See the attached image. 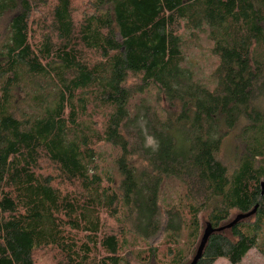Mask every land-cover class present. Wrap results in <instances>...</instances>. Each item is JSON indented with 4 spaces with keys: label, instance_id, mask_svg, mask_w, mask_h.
I'll list each match as a JSON object with an SVG mask.
<instances>
[{
    "label": "trees",
    "instance_id": "obj_1",
    "mask_svg": "<svg viewBox=\"0 0 264 264\" xmlns=\"http://www.w3.org/2000/svg\"><path fill=\"white\" fill-rule=\"evenodd\" d=\"M74 1L0 0V264L48 250L54 264H128L129 239L161 233L166 253L138 258L190 264L202 215L216 230L255 206L197 264L264 259V0H87L78 21ZM188 36L211 45L207 80L187 65ZM170 182L179 206L165 204Z\"/></svg>",
    "mask_w": 264,
    "mask_h": 264
},
{
    "label": "rangeland",
    "instance_id": "obj_2",
    "mask_svg": "<svg viewBox=\"0 0 264 264\" xmlns=\"http://www.w3.org/2000/svg\"><path fill=\"white\" fill-rule=\"evenodd\" d=\"M87 0H75L73 2V10L75 15V20H80L82 15L87 12L86 11ZM46 16L44 12L43 15H39L40 19ZM8 19L6 16L4 18H0V36L6 26ZM184 56L186 59L187 65L190 66L192 70L196 72L197 78L199 80H207L208 75L212 71L215 66V58H213L210 53L209 49L211 47L210 43L202 36L199 38H191L187 37L184 39ZM23 96V95H22ZM16 107L18 111L24 113H34V108L32 105L31 100L26 97H19ZM236 142L234 141L233 136H229L225 139L223 147L219 153V159L225 165V167L232 171L235 167V155L237 154L238 150H236ZM101 151H107V149L101 148ZM113 153H106L103 157L105 158V162H107V168H111V159L113 157ZM184 194V188L180 185L176 184L175 182H170L167 185L166 197H165V204L170 206H179L182 202V196ZM201 223V231L199 236V241L203 235L204 229L206 224L208 223L206 219V215H202L200 219ZM104 222V229L109 233H116L118 231L116 224L110 220L103 218ZM120 232V229H119ZM187 235L188 232L184 229L183 233L179 236L177 240L180 242V246L185 249L187 252V248L189 243H187ZM128 247L125 249V257L128 264H157L155 262H148L146 263L147 257L144 259H139L137 256L138 253H144L146 249H156L159 252V255H163L166 253L168 248L167 244L164 240V234L161 233L157 237L151 240L141 241L136 239H129ZM197 248V247H196ZM196 248L194 253L196 252ZM138 258V259H137ZM192 258V257H191ZM36 260V264H54L57 260H59V255L52 251H42L37 253L34 256ZM214 264H229L225 260H217ZM242 264H264V259L260 256V254L256 250H251L243 259Z\"/></svg>",
    "mask_w": 264,
    "mask_h": 264
},
{
    "label": "water",
    "instance_id": "obj_3",
    "mask_svg": "<svg viewBox=\"0 0 264 264\" xmlns=\"http://www.w3.org/2000/svg\"><path fill=\"white\" fill-rule=\"evenodd\" d=\"M260 189H261V194L260 195L263 196L264 195V182H262L260 184ZM256 209H257V206H255L254 209L251 212L247 213V214L237 215L234 218V220L230 224L225 226L224 228H218V229L214 230L211 227V225L207 223L206 226H205L203 235H202V237L200 239L199 245L197 247V250L195 252V255L193 256L190 264H197L198 261L201 259L204 247H205L207 241L209 240V238L213 235V233L221 231V230H223L225 228L229 229V228L235 226L236 224H238L241 220H244V219H247V218L253 216L255 214V212H256Z\"/></svg>",
    "mask_w": 264,
    "mask_h": 264
}]
</instances>
